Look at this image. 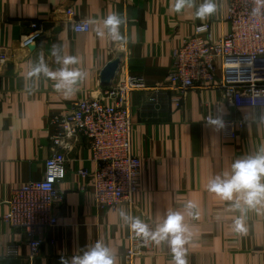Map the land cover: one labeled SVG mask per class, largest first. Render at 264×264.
I'll use <instances>...</instances> for the list:
<instances>
[{
  "label": "crops",
  "instance_id": "obj_1",
  "mask_svg": "<svg viewBox=\"0 0 264 264\" xmlns=\"http://www.w3.org/2000/svg\"><path fill=\"white\" fill-rule=\"evenodd\" d=\"M201 3L191 0L177 13L175 0H0V53L6 55L0 61V264H61L62 257L82 254L98 240L113 249L117 264H173L168 243L151 240L144 253L131 263L125 260L129 217L155 230L170 211L183 213L194 234L184 246L187 264H264V208L244 213L247 231L237 233L234 221L241 213L207 190L209 181L230 171L234 160L264 145V106L232 107L214 88L188 89L180 107L170 101L175 91L167 87L166 76L172 51L197 24L209 22L214 38L229 27L219 0L215 14L203 22L196 18ZM68 7L76 19L90 22L87 32L73 30ZM114 12L127 16L126 30L121 28L127 45L96 34ZM31 22L41 24L42 32L23 47L20 39L31 31ZM54 45L60 57H78V64L69 66L83 72L74 94L56 91L44 72L32 75L41 63L51 72L63 67L52 55ZM116 57L120 65L112 82L127 70L147 85L130 96L132 148L140 157L133 208L126 202L115 209L94 204L91 180L78 174L90 164L88 143L81 137L66 154L65 174L57 182L62 193L53 204L57 223L42 229L43 241L30 257L25 231L2 219L6 200L15 186L43 176L51 151L48 116L68 110L78 99L102 96L107 86L101 85L100 72ZM153 86L162 87L154 92ZM230 116L243 120L234 138L223 137L220 130V121ZM189 201L197 205V216L188 215L184 205ZM13 242L15 254L7 253Z\"/></svg>",
  "mask_w": 264,
  "mask_h": 264
},
{
  "label": "built area",
  "instance_id": "obj_2",
  "mask_svg": "<svg viewBox=\"0 0 264 264\" xmlns=\"http://www.w3.org/2000/svg\"><path fill=\"white\" fill-rule=\"evenodd\" d=\"M219 2L228 30L214 38L209 22L203 23V31L197 30L202 23L197 24L193 34L172 51L166 76L167 87L175 91L170 101L180 107L188 89L214 88L232 107L264 106V16L252 14L258 6L256 0ZM65 14L72 20L73 30L75 25L83 24V30L75 32L90 29L88 20L75 18L72 7ZM30 27L31 31L20 39L23 47L34 44L42 32L41 24L31 22ZM5 58L0 53V61ZM160 87L153 86L152 90L158 92ZM146 88L141 77L124 70L102 96L78 99L68 110L48 116V125L52 127L48 135L51 151L44 159L43 176L15 186L2 214L7 224L25 231L30 257L43 241L42 229L57 223L53 204L62 199L57 182L65 174L66 154L81 137L87 140L90 164L81 166L78 174L91 180L94 204L115 209L126 202L133 208L132 195L139 189L140 157L132 148L130 96L133 91ZM153 101L156 102L154 98ZM209 118L208 114L204 116L205 120ZM242 125L240 117L224 118L220 121L221 134L234 138ZM129 225L130 221L127 263L144 253L148 242ZM16 250L15 242L6 249L10 254Z\"/></svg>",
  "mask_w": 264,
  "mask_h": 264
},
{
  "label": "clouds",
  "instance_id": "obj_3",
  "mask_svg": "<svg viewBox=\"0 0 264 264\" xmlns=\"http://www.w3.org/2000/svg\"><path fill=\"white\" fill-rule=\"evenodd\" d=\"M191 0H175L174 10L179 13L186 7ZM257 7H254L252 14L254 16H264V0H256ZM217 12L216 0H203L196 8V18L202 22L211 17ZM127 16H122L119 13H112L105 18L97 27L96 34L103 38L105 35L110 38L114 44H128L126 31L122 32V26L126 30ZM203 23L198 31L204 30ZM83 24L74 26V31H82ZM52 55L57 56V62L63 67L57 72L49 71L47 65L41 63L32 70V75H38L44 72L54 82L53 88L58 92H63L66 96L74 94L78 89L76 85L83 78V72L78 68L69 67L78 64V57L58 55L57 46H53ZM43 61V56L40 57ZM214 124H219V121H213ZM207 190L215 193L221 199L231 203L233 209L241 213L234 221L235 231L237 233H246L243 215L248 210L259 212L264 208V145L258 148L255 152H251L245 156L237 158L231 164L230 171H223L212 178ZM188 210L189 216H197L195 211L197 205L189 201L184 205ZM121 215H125L123 212ZM130 228L138 235H142L147 242L151 240L156 244L167 242L171 248L172 256L175 264H187L185 259L186 248L184 247L193 238V232L184 223V214L179 211H170L163 219V222L158 224L155 230L149 229L138 218L129 217ZM61 264H117L116 253L102 241H97L82 254L74 255L71 258H61Z\"/></svg>",
  "mask_w": 264,
  "mask_h": 264
},
{
  "label": "water",
  "instance_id": "obj_4",
  "mask_svg": "<svg viewBox=\"0 0 264 264\" xmlns=\"http://www.w3.org/2000/svg\"><path fill=\"white\" fill-rule=\"evenodd\" d=\"M119 65H120L119 57H116L105 64V66L102 68L100 72L101 85L109 86L112 83L119 69Z\"/></svg>",
  "mask_w": 264,
  "mask_h": 264
}]
</instances>
